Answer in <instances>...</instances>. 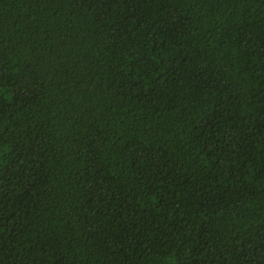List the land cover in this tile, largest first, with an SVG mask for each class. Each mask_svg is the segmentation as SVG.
<instances>
[{
	"label": "trees",
	"instance_id": "16d2710c",
	"mask_svg": "<svg viewBox=\"0 0 264 264\" xmlns=\"http://www.w3.org/2000/svg\"><path fill=\"white\" fill-rule=\"evenodd\" d=\"M0 264H264V0H0Z\"/></svg>",
	"mask_w": 264,
	"mask_h": 264
}]
</instances>
